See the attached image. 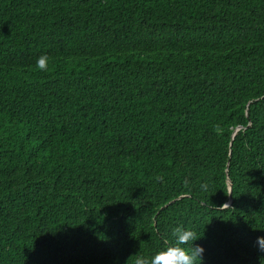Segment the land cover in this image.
I'll use <instances>...</instances> for the list:
<instances>
[{"label":"trees","instance_id":"trees-1","mask_svg":"<svg viewBox=\"0 0 264 264\" xmlns=\"http://www.w3.org/2000/svg\"><path fill=\"white\" fill-rule=\"evenodd\" d=\"M176 226L264 264V0H0V264H134Z\"/></svg>","mask_w":264,"mask_h":264},{"label":"clouds","instance_id":"clouds-1","mask_svg":"<svg viewBox=\"0 0 264 264\" xmlns=\"http://www.w3.org/2000/svg\"><path fill=\"white\" fill-rule=\"evenodd\" d=\"M48 59L46 54L41 55L37 58L36 67L47 71ZM157 179L162 180V177ZM184 183L187 185L188 181L185 180ZM201 187L207 190V184H202ZM224 205L228 206V204ZM172 235L174 243L168 244L151 256L138 255L134 264H202L204 248L193 243L199 238L193 230L176 226L172 229ZM256 243L258 250L264 252V236H258Z\"/></svg>","mask_w":264,"mask_h":264},{"label":"water","instance_id":"water-1","mask_svg":"<svg viewBox=\"0 0 264 264\" xmlns=\"http://www.w3.org/2000/svg\"><path fill=\"white\" fill-rule=\"evenodd\" d=\"M237 128H238V127H237ZM237 128H236V129H237ZM230 202H231V200H229L226 204H230ZM224 206H225V205H224Z\"/></svg>","mask_w":264,"mask_h":264}]
</instances>
